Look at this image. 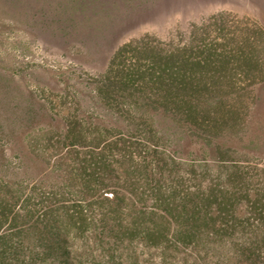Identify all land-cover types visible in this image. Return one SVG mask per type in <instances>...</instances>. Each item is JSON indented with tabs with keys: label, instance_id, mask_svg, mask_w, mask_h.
I'll use <instances>...</instances> for the list:
<instances>
[{
	"label": "rangeland",
	"instance_id": "374dc122",
	"mask_svg": "<svg viewBox=\"0 0 264 264\" xmlns=\"http://www.w3.org/2000/svg\"><path fill=\"white\" fill-rule=\"evenodd\" d=\"M166 50L192 56L193 82L191 87L172 90L169 98L167 92L164 97L156 95L157 108L145 113L147 123L158 130L168 159V170L163 175L152 170L153 178L188 189L193 197L199 192L207 195L209 187L225 190L226 174L214 180L216 161L223 157L243 176L238 215L243 222L260 213L264 217V0H0V205L19 207L35 184L83 187L82 180L70 178L67 163L79 167L77 161L90 159L92 150L68 148L51 137L64 133L74 113L88 128L89 124L96 128L92 136L103 132L101 138L112 140L135 130L137 124L98 94L99 80L122 79L129 69L143 66L152 56L160 59ZM145 87L154 91L149 84ZM128 91L123 87L118 92L120 100ZM175 92H193L192 97L187 95L193 104L183 103L179 114ZM138 107L136 114L141 112ZM186 107L195 112L193 118L187 116ZM116 157L124 159L121 154ZM204 160L211 165L205 174L207 168L200 166ZM115 167L102 181L109 183L110 196L112 191L125 195L116 186L125 184V176ZM146 177L152 174L138 179L137 196L127 195L139 207V199L152 204L150 197L140 198L150 182ZM249 200L258 201L256 212ZM7 225L0 227V235ZM254 226L245 222L239 236L245 245L255 243L262 253L264 220ZM22 229L27 231L18 235L22 242L17 252H48L42 263L60 264L66 237L43 243L27 227ZM249 230L255 231L257 243ZM58 241L64 249L53 248ZM79 244L75 241L73 248ZM144 245L138 241L132 245L145 255L132 258L130 264L160 262L150 260L158 250ZM210 245L212 260L232 253L229 241ZM183 251L193 254V263L194 253ZM184 252L178 259L188 256ZM74 255L68 258L72 264Z\"/></svg>",
	"mask_w": 264,
	"mask_h": 264
},
{
	"label": "trees",
	"instance_id": "16d2710c",
	"mask_svg": "<svg viewBox=\"0 0 264 264\" xmlns=\"http://www.w3.org/2000/svg\"><path fill=\"white\" fill-rule=\"evenodd\" d=\"M217 55L226 58L225 53ZM142 65L132 68V72L129 69L128 74L122 79L113 81L100 79V86L97 89L98 94L108 104L110 102L113 107H117L131 124H137L135 130L129 134L122 133V136L119 135L112 140L108 137L101 138L103 132H97L99 136H92L96 128L90 124L88 128L82 118L74 113V116L71 115L67 119L64 133H56L51 137L52 142L68 148L90 147L92 150L90 159L86 156L78 158L79 167L67 163L69 170L68 168L66 170L73 176L70 178L73 181H78V178L82 180L83 187H78V183L73 186L69 183L62 185L54 183L49 188L35 184L31 189V195L24 199L19 207L0 205V227L8 224V229L0 235V264H43L42 262L47 260L46 255H50L48 252L42 254L32 251L31 255H26L16 251L22 242L18 238L19 233L27 231L22 229L24 227L37 234L38 241L43 243L46 240L53 242L54 239L66 237L67 245L60 264H72L68 258L73 252H75L71 258L75 261L73 264H130L132 258L139 259L140 254L145 255L143 249L133 250L132 245L137 241L145 244V247L158 250V253L151 254L150 260L154 261L157 258L160 262L154 261L152 264H190V257L193 254L189 252L186 254L183 249L194 253V262L191 264H264V252L261 253L255 243L245 245L239 236L245 222L249 227L255 225L256 228L264 217L260 213V216H251L243 222L238 215L243 191L240 183L243 176L238 166L223 157L218 159L214 180L226 174L229 187L225 190L209 187L207 195L199 192L194 197L188 189L162 183L160 180L157 182L153 178L154 169L159 175H163L168 166L166 162L168 159L164 153L165 146L161 145L159 132L153 124L147 123L145 113L148 109L157 108L154 105L158 101L156 95L160 97L167 92L166 98H169L171 94L174 95L172 90L192 86L191 66L194 65V61L191 55L185 57L178 51L166 50L160 59L156 60V57L152 56ZM147 84L154 88L153 92L144 88ZM123 87L127 88L129 93L127 96L124 94V99L120 100L121 95L118 96V92ZM186 94L192 97L193 92ZM187 95L175 92L177 114L181 113L183 103L193 104V100L187 99ZM126 99L132 104V110ZM137 105L141 106L138 107L141 108V112L137 111L139 115L134 110ZM186 113L188 117L193 118L195 112L188 107ZM181 119L184 120L182 117ZM195 123L207 129L203 122ZM88 135H91V139H88L90 138ZM87 140L90 141L89 144ZM50 146L53 147L52 144ZM116 154H121L124 159H117ZM208 163L209 161L204 160L200 165L207 168L203 171L204 174L211 168ZM116 165L122 171L121 176H125V184L119 183L116 186L119 190H125L127 194L112 191L110 196L107 194L109 183L106 184L102 180L117 170ZM191 166H195L194 162ZM61 169L64 170V167L59 170ZM130 174L136 176L130 177ZM143 174H152V177H146L150 182L141 192L140 198L146 195L152 199V204L146 205L139 199V203L142 204L139 207L137 202L133 200L130 202L127 195L129 193L137 196L140 187L138 179L142 180ZM104 184L106 186L103 188ZM249 201L250 207L256 212L259 208L258 201ZM18 228L22 230L18 232ZM248 232L253 233L252 241L257 243L255 231ZM112 238L115 239L114 242ZM75 241H79L81 245L73 248ZM227 241L232 247L230 256L215 255L212 260L213 247L210 244H222ZM56 245L53 247L56 250L64 249L60 241ZM130 249L133 251L129 252ZM182 252L188 256L178 259Z\"/></svg>",
	"mask_w": 264,
	"mask_h": 264
}]
</instances>
